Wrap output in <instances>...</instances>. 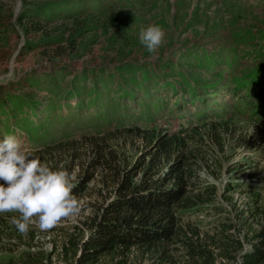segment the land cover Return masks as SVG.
Segmentation results:
<instances>
[{
  "label": "rangeland",
  "instance_id": "1",
  "mask_svg": "<svg viewBox=\"0 0 264 264\" xmlns=\"http://www.w3.org/2000/svg\"><path fill=\"white\" fill-rule=\"evenodd\" d=\"M52 1L57 0H0V97L7 101L9 93H20L31 96L32 103H37L32 106V103L20 102L14 107L11 101L5 104L0 99L5 104L4 109L0 107V138L14 134L28 151L40 158L45 151L62 146L69 136L76 143H85L83 140L94 132V127L115 129V124L111 128L107 126L109 122L123 123L128 129L137 124L169 133L178 131L181 126L196 127L198 132L205 133L201 144L209 159V168H201L199 181L213 184L217 192L210 205L186 212L181 224H191L203 234L212 233L219 221L228 217L237 221L230 199L238 210L248 209L252 198L258 195L264 202V108L255 111L249 107L252 97L258 96L264 101L260 94L262 85L258 84L264 83V0L98 2L105 6V14L84 10L76 4L60 5L56 9L61 14L84 12L76 17L89 20L96 30L77 40L80 56L49 62L46 52L53 51L58 44L47 47L40 42L41 30L35 32L28 25L39 22L23 12ZM8 9L12 11L10 14ZM60 22L56 20L49 27ZM152 24L162 27L166 35L164 43L149 53L139 43L138 35L141 29ZM64 44L62 41L61 45ZM120 50L124 51L123 56L118 54ZM131 60L146 66L148 82L144 81L139 87L138 82L130 84L125 89L120 88L119 82L105 80L109 89L106 94L100 87V94L90 89L98 76L96 73L104 66L105 75L111 73L115 80L125 78L126 72L113 67ZM84 68L87 69L84 90L77 95L69 93L73 73H80ZM92 69H95L94 74L90 72ZM135 74L137 80L141 79L142 69H136ZM30 75L37 78L39 85ZM43 75L47 78H41ZM169 82L175 83V87L166 84ZM228 117L231 118L228 126L236 131L234 137H227L225 130L218 131L220 134L210 133L208 126L221 125L219 119L223 121ZM69 119L72 120L67 122ZM214 135L220 138L215 140L211 137ZM141 142H134L132 146L119 141L113 144V149L120 159L124 155L130 157L128 161H135L145 151V144L151 146ZM245 160L251 162V168L243 173L240 167ZM44 162L53 169H67L74 177L73 183L82 171L80 166L75 167L80 161L74 162L69 155L66 164ZM235 180L254 189L232 190L235 186L230 183ZM92 186L93 183L88 187ZM83 203L85 199L79 205ZM0 216L5 217L8 228L3 229V235L7 236L8 229L15 228L12 217L18 213ZM82 219L79 211L46 231L33 223L29 231L35 233V239L31 244L26 238L19 241L17 234L10 238L5 236L0 240V261L35 251L48 254L56 249L51 255L52 264H68L56 255L68 235L79 239ZM77 226L80 230L75 228ZM83 234L86 239V233ZM245 248L249 249L250 244H245ZM130 259L133 264L154 263L152 257L141 261L130 255Z\"/></svg>",
  "mask_w": 264,
  "mask_h": 264
},
{
  "label": "trees",
  "instance_id": "2",
  "mask_svg": "<svg viewBox=\"0 0 264 264\" xmlns=\"http://www.w3.org/2000/svg\"><path fill=\"white\" fill-rule=\"evenodd\" d=\"M101 1L107 2L57 0L31 10H24L23 15L39 22L37 24L34 21L28 25L35 32L41 30L43 39L40 42L47 47L58 44L53 51L46 52V60L55 62L77 55L79 44L77 40L96 30L89 20L76 17L84 12L61 14L56 9L57 6L76 4L84 10H95L105 14V6L98 3ZM92 2L96 3L85 7ZM82 4L84 6L80 7ZM112 7L116 8L115 5ZM56 20L62 22L49 27V24ZM62 41L65 42L64 45H61ZM118 54L123 56L124 51L120 50ZM104 69L105 66L98 70L96 74L99 77L93 79L90 88L99 94L100 90H103V94L109 92L108 86L104 84L105 80L119 82L120 88L125 89L130 84L138 82L139 87L145 83L144 81H149L146 66L132 60L113 67L117 71L126 72L125 78L121 76L115 80L113 74L105 75ZM136 69H142L143 72L139 80L136 79ZM94 70L90 72L94 74ZM86 72L87 69L84 68L80 73H73L69 93L77 95L84 90ZM46 74L52 76V73ZM180 75L183 76L182 72ZM30 77L36 82V77L32 75ZM166 84L175 87V83ZM258 84L262 85L264 92V83ZM262 92L261 97H264ZM30 98L29 95L9 93L7 101H11L13 106L17 107L20 102L26 105L34 102ZM7 101L3 99L2 102L6 104ZM3 103L0 102V107L4 109ZM36 104L32 103V106ZM249 107L255 111L260 107L264 108L263 98L252 97ZM219 117L222 118L223 115ZM230 119V117L223 121L219 119L221 125L208 126V129H211L210 133L220 134L218 131L225 130L227 137H234L236 131L228 126V123H231ZM107 124L109 128L115 124L113 126L115 129L94 127V132L83 140L85 143L82 141L76 143L77 141L69 136L62 146L54 148V151L52 149L45 151L39 156L42 161H48L49 164L51 162L66 164L69 155V159H73L74 162L80 161V165L76 164L75 167L80 166L82 169L78 180L73 183L72 190L78 202L86 200V203L79 205L83 218L82 233L79 239L67 236L56 255L61 261L68 264H133L130 259L132 255L133 259L141 261L152 257L153 264H264V202L260 195L252 198L248 209L242 207L238 210L230 199L229 204L233 208L231 211H235L237 221L230 217L221 223L219 221L212 233L203 234L191 224H181L186 212L210 205L216 196L217 190L213 184L199 181L201 168L205 166L209 168V159L206 157L208 152L201 144L204 132L200 133L199 128L190 126H181L178 131L169 133L137 124L131 129L120 122ZM118 127L125 129L119 130ZM211 137L215 140L220 138L215 135ZM119 141L131 145L142 141L141 143L151 146L147 147L145 144L146 148L141 156L135 161H128L130 157L126 158L123 155V159H120L114 152L113 144L116 145L115 143ZM81 150H85V153ZM250 164V161L245 160L240 167L243 169L239 170L244 173L247 168H251ZM91 183L93 188L88 187ZM242 183H238L237 180L230 183L231 186H235L232 190L241 191L242 187L254 189ZM4 221L5 217L0 216V240L6 236L3 235V229L8 228ZM75 228L80 230L78 226ZM14 231H17L16 228L8 229L6 237L10 238L17 234L15 237L19 241L26 238L29 244L35 239L33 231L25 235L18 231L10 233ZM83 232L86 233V239ZM245 244H250V248L246 249ZM55 252L56 249L48 254L35 251L16 258L7 257V261L1 260L0 264H52L51 255Z\"/></svg>",
  "mask_w": 264,
  "mask_h": 264
},
{
  "label": "clouds",
  "instance_id": "3",
  "mask_svg": "<svg viewBox=\"0 0 264 264\" xmlns=\"http://www.w3.org/2000/svg\"><path fill=\"white\" fill-rule=\"evenodd\" d=\"M165 35L162 27L152 24L140 30L138 40L153 53ZM73 180L67 169H53L28 151L16 135L0 138V215L18 213L12 223L19 233L27 234L33 223L46 231L76 216L80 206L72 192Z\"/></svg>",
  "mask_w": 264,
  "mask_h": 264
},
{
  "label": "crops",
  "instance_id": "4",
  "mask_svg": "<svg viewBox=\"0 0 264 264\" xmlns=\"http://www.w3.org/2000/svg\"><path fill=\"white\" fill-rule=\"evenodd\" d=\"M11 12H12L11 9H8V10H7V13H8V14H10Z\"/></svg>",
  "mask_w": 264,
  "mask_h": 264
}]
</instances>
